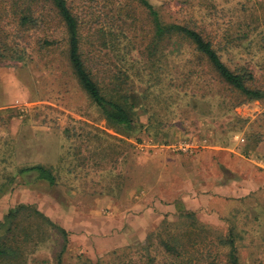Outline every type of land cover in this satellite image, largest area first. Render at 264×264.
Segmentation results:
<instances>
[{"label": "rangeland", "instance_id": "rangeland-1", "mask_svg": "<svg viewBox=\"0 0 264 264\" xmlns=\"http://www.w3.org/2000/svg\"><path fill=\"white\" fill-rule=\"evenodd\" d=\"M150 1L264 86V0ZM102 2L69 0L84 51L133 75L136 130L108 122L78 83L49 2L1 4L0 40L12 51L0 59V222L19 203L35 204L68 235L22 211L0 226V246L19 244L12 264H57L61 253L62 264H148V254L171 264L159 237L170 233L186 240L194 264H231L230 238L240 264H264V100L241 103L178 41L161 43L150 87L139 54L150 19L140 6L124 17ZM25 9L38 26L20 23ZM35 164L56 184L18 174Z\"/></svg>", "mask_w": 264, "mask_h": 264}, {"label": "trees", "instance_id": "trees-1", "mask_svg": "<svg viewBox=\"0 0 264 264\" xmlns=\"http://www.w3.org/2000/svg\"><path fill=\"white\" fill-rule=\"evenodd\" d=\"M45 1L52 5V9L56 11L64 24L67 36L66 58L78 83L86 91L90 99L99 107L108 122L114 126L123 127L125 130H136L138 123L133 111L137 105V95H134L133 90L130 89L133 75L131 76L127 68L115 69L100 53L94 50V55H90L84 51L82 20L74 12L69 0ZM3 3L4 0H0V16L4 12H7L6 8L4 9V6L1 5ZM102 3L103 6L111 5L114 10L119 7L124 17L126 15H134V13L132 14L135 11L132 7L133 5L140 6L146 12L147 17L152 23L153 34L145 47L139 50V54L141 53L144 56L140 68L150 73V79L147 80L150 83V87L153 85L152 81L160 80V78L153 79V75L156 73L155 75L159 77V73L162 71V66L155 63L160 53L161 43L165 40H168V43L178 41L188 44L192 48V53L195 54L196 59L201 64L208 65V68L214 72L216 82L226 87L232 94H237L238 97H241V103L247 100H264V86L258 84L254 72L245 65H240L234 69L231 68L222 59L213 41L195 26L164 21L158 9L150 0H103ZM12 7H16V4H13ZM28 7L32 9L31 3H29ZM26 12L27 10L22 13L20 23L22 25L32 23V27L38 26V20L30 14H26ZM46 43L52 45L54 42L46 41ZM180 46L182 47V45ZM10 51H12V48L0 40V59L6 57L4 53ZM9 57L12 58L14 56L11 55ZM142 72H138L139 77L144 74ZM17 172L19 175L25 177H32L34 175L36 179L47 181L50 185H54L57 182L52 169L43 164L22 167ZM9 182H14V178H11ZM4 187L5 185L1 187L2 194L8 191V188ZM22 211H28L30 215L48 222L53 227L59 229L66 239L68 231L61 225L52 222L35 204L19 203L15 208H11L5 220L0 222V226L4 225L9 217L17 216ZM8 230L10 231V229ZM159 237H161L163 252L175 259L171 264H194L192 262L193 256L186 255L188 253L186 240L182 241V237L170 233L160 235ZM147 240H151L150 235ZM229 241L232 246L230 262L231 264H240L234 240L230 238ZM21 253L19 244L12 245L3 242L0 246V264H12V259H16L17 261ZM147 263L166 264L165 262H158L156 256L150 254L147 257ZM57 264H62V253L58 256Z\"/></svg>", "mask_w": 264, "mask_h": 264}, {"label": "crops", "instance_id": "crops-1", "mask_svg": "<svg viewBox=\"0 0 264 264\" xmlns=\"http://www.w3.org/2000/svg\"><path fill=\"white\" fill-rule=\"evenodd\" d=\"M200 205V204H199Z\"/></svg>", "mask_w": 264, "mask_h": 264}]
</instances>
